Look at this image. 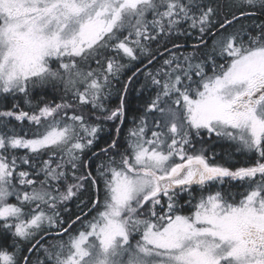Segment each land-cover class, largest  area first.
<instances>
[{"label":"snow or ice","instance_id":"snow-or-ice-1","mask_svg":"<svg viewBox=\"0 0 264 264\" xmlns=\"http://www.w3.org/2000/svg\"><path fill=\"white\" fill-rule=\"evenodd\" d=\"M0 264H264V0H0Z\"/></svg>","mask_w":264,"mask_h":264},{"label":"trees","instance_id":"trees-1","mask_svg":"<svg viewBox=\"0 0 264 264\" xmlns=\"http://www.w3.org/2000/svg\"><path fill=\"white\" fill-rule=\"evenodd\" d=\"M221 3H228L229 0H220ZM244 23H248V21H243ZM185 41L183 37L180 39L176 40L175 42H181ZM139 65H137L138 67ZM135 71L133 68L131 71H127L123 76L122 80H126L127 76L131 75V72ZM143 83V77H139L137 80H135L132 85L129 87V91L126 97V119L125 122L122 126V132H121V142H123L124 136L128 130V128L132 127V118L133 116H139L142 114L143 107L148 99L149 93L147 91H139L141 84ZM115 87L113 90V94L111 97L105 101L106 107L108 108H114L119 104V92L118 89H120L121 85L116 84L114 82ZM43 97L45 100H53L55 99L56 102H59L58 96L52 92L51 89L48 90H43V91H37L36 93L33 94V102H37V100ZM17 101L20 104V107L24 108L25 110H29L27 106L24 104L23 98L22 97H17ZM12 101L10 100L8 102V106H10ZM103 127L104 131L100 134V141L99 145L103 146V143L105 140L109 139V132L111 131V134L114 135V129H115V124L119 123V121H116L115 123L113 122H103ZM224 147H227L225 144ZM95 151V149H93ZM217 151H219V148H217ZM87 159V156L85 157ZM71 182V181H70ZM87 194L81 196V199L86 198ZM79 203L78 200L74 199L72 201H69L66 205L67 208L71 209L73 213L77 212V204ZM63 214V212H62Z\"/></svg>","mask_w":264,"mask_h":264},{"label":"rangeland","instance_id":"rangeland-1","mask_svg":"<svg viewBox=\"0 0 264 264\" xmlns=\"http://www.w3.org/2000/svg\"><path fill=\"white\" fill-rule=\"evenodd\" d=\"M186 199H187V195H184V196L182 197V199L180 200V203H183L184 200H186Z\"/></svg>","mask_w":264,"mask_h":264},{"label":"flooded vegetation","instance_id":"flooded-vegetation-1","mask_svg":"<svg viewBox=\"0 0 264 264\" xmlns=\"http://www.w3.org/2000/svg\"><path fill=\"white\" fill-rule=\"evenodd\" d=\"M192 41H188V43H191ZM178 43H185V41H181V42H178ZM218 160H220V157L218 156L217 157ZM237 159H239V157H237Z\"/></svg>","mask_w":264,"mask_h":264}]
</instances>
